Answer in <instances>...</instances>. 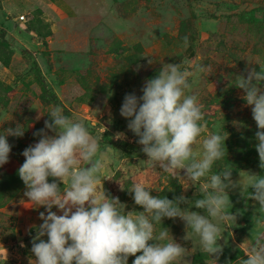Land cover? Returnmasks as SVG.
<instances>
[{
	"label": "rangeland",
	"instance_id": "obj_1",
	"mask_svg": "<svg viewBox=\"0 0 264 264\" xmlns=\"http://www.w3.org/2000/svg\"><path fill=\"white\" fill-rule=\"evenodd\" d=\"M197 62L211 66L190 77L191 91L203 105L201 140L213 132L226 137L224 160L213 170L229 167L234 184L226 191L236 219L218 240L217 264H239L247 259L246 247L264 234V223H257L264 221L259 202L245 194L248 174L256 172L241 160L243 167L234 174V161L240 160L235 138L253 121L246 93L235 80L251 69L264 71V0H0V132L17 124L25 128L21 137L7 136L9 160L0 167V264H34L36 259L32 238L43 223L40 213L47 211L29 202L18 169L24 149L38 141L34 133L44 128L56 105L99 137L106 153L99 173L105 195L118 197L125 212L144 211L135 204L131 185L145 182L151 195H184L193 203L181 208L205 214L194 204L203 198L202 181L187 183L162 173L158 165L137 168L148 157L120 114L125 95H142L145 80L156 76L163 63L192 71ZM253 83L264 91V79ZM118 133L124 136L117 138ZM179 171L183 177L184 170ZM48 180L63 189L59 178ZM52 211L62 214L55 206ZM162 227L190 250L191 264H211L198 244L184 239L183 220L163 218ZM134 259L129 255L128 264Z\"/></svg>",
	"mask_w": 264,
	"mask_h": 264
},
{
	"label": "clouds",
	"instance_id": "obj_2",
	"mask_svg": "<svg viewBox=\"0 0 264 264\" xmlns=\"http://www.w3.org/2000/svg\"><path fill=\"white\" fill-rule=\"evenodd\" d=\"M183 43L188 46L187 36ZM148 63L152 64L151 59ZM210 70V65L200 62L192 71L180 63H163L156 76L145 80L142 95L126 94L120 108L128 129L138 137L137 142L148 157L137 168L150 165L155 169L158 165L162 173L178 176L187 183L202 181L203 198L194 204L205 214L181 208V203L189 207L193 203L184 195L174 199L151 195V187L145 182L131 185L135 204L143 206L144 211L125 212L126 206L118 197L105 195L99 173L105 166L106 153L100 150L99 137L90 132L82 119L66 115L56 105L44 128L34 133L38 141L24 149L25 160L18 169L29 202L44 205L47 211L46 215L40 213L43 223L32 238L34 264H128L129 255L135 256L132 264H191L190 250L162 227L163 218L176 217L185 223L184 239L198 244L211 264H217L222 251L218 240L236 217L229 211L226 191L234 186L231 171L227 166L221 167L224 170L219 173L213 170L217 162L224 160L226 137L213 132L201 140L205 131L203 105L191 91L193 72ZM262 79L264 71L251 69L246 78L237 77L235 84L245 91L243 98L251 106L258 127L255 147L260 167L264 168V91L253 83ZM46 130L55 134L49 135ZM24 131V126L17 124L0 132V167L9 160L11 145L7 136L21 137ZM123 136L117 134V138ZM49 177L59 178L63 189L56 180L49 182ZM249 186L264 213V176L248 174ZM53 206L62 214L52 211ZM45 235L47 240L41 238ZM245 254L247 259H241L239 264H264V234L246 247Z\"/></svg>",
	"mask_w": 264,
	"mask_h": 264
},
{
	"label": "trees",
	"instance_id": "obj_3",
	"mask_svg": "<svg viewBox=\"0 0 264 264\" xmlns=\"http://www.w3.org/2000/svg\"><path fill=\"white\" fill-rule=\"evenodd\" d=\"M258 130L257 124L253 119L250 127H246L243 133H239L236 136V144L238 146L237 151L240 160H235L234 162V174H236L242 167L241 160L245 161V165H249L248 168L255 170L256 175L264 176V168L260 167V159L258 151L256 150L255 145L258 141L255 139V133ZM226 152V151H225ZM241 162V164H240ZM254 192V189L250 186L247 190V197L253 198L251 193ZM254 199V198H253Z\"/></svg>",
	"mask_w": 264,
	"mask_h": 264
}]
</instances>
